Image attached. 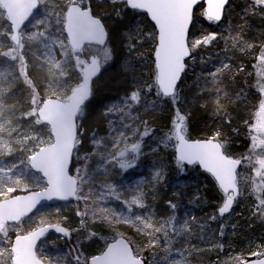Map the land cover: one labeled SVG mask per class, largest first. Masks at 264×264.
Masks as SVG:
<instances>
[{
    "label": "trees",
    "instance_id": "1",
    "mask_svg": "<svg viewBox=\"0 0 264 264\" xmlns=\"http://www.w3.org/2000/svg\"><path fill=\"white\" fill-rule=\"evenodd\" d=\"M252 3L232 0L223 20L215 23L202 15L203 7L197 9L189 39L207 34L216 39L192 52L173 101L140 84L154 80L157 43L152 33L157 30L148 16L117 18L113 12L118 5L91 0L94 16L107 28L112 59L102 66L78 120L72 174L79 181V202L44 206L19 225L2 227L0 264H13L12 245L18 235L55 224L65 227L73 240L69 244L53 234L45 237L37 248L45 264H83L81 259L102 254L120 237L131 241L146 264H236L237 257L245 262L262 258L246 249L250 242L264 243V219L258 218L257 196L245 189L250 169L239 156L249 149L247 129L256 108L250 68L264 40V23ZM73 4L75 0H40L18 47L0 6V203L46 188L30 167L33 155L24 150V133L45 131L52 136L39 120L42 104L47 99L67 101L83 82L77 57H84L89 46L74 52L64 30ZM133 42V51L127 53L124 45ZM224 61L243 67L223 71ZM133 90L140 91L138 101L131 100ZM174 109L185 116L189 139L206 140L219 131V140L232 149L224 143L225 153L242 161L241 195L229 214L219 215L222 200L210 175L198 166L183 165L181 170L175 164V140L168 139ZM132 143H139L140 150L133 164L122 169L120 162L126 161L119 153L131 150ZM146 223L152 228H145Z\"/></svg>",
    "mask_w": 264,
    "mask_h": 264
},
{
    "label": "snow or ice",
    "instance_id": "2",
    "mask_svg": "<svg viewBox=\"0 0 264 264\" xmlns=\"http://www.w3.org/2000/svg\"><path fill=\"white\" fill-rule=\"evenodd\" d=\"M109 2L114 6L118 5L113 12V15L117 18L126 19L129 16L143 13L153 22L152 26L158 30L152 33V40L157 43V48L154 52V80L141 81L140 84L149 92L155 90L157 96L171 97L173 101H176L179 95L176 90L177 84L187 67L185 59L190 57L191 53L199 46L209 45L216 39L214 34L201 35L199 37L193 35L191 39L188 37L193 11L200 0H109ZM75 3L77 6L73 9L74 17L72 22L75 34L71 42L72 48L79 51L81 45L87 43L89 47L85 52L92 58L90 62L83 60L84 63L81 66L83 82L80 85L78 96L73 98L72 104L66 106V111H75L79 105L89 100L91 95L90 82L101 68V60L93 52V47L105 45L106 36L108 35L102 19L97 18L92 13L91 0H75ZM227 3L228 0H207V8L202 15L210 22H219ZM251 7H259L264 12V0H253ZM135 43H126L124 45L125 51L131 53ZM249 47L251 46L249 45ZM101 53L104 62L112 59V53L106 47L101 50ZM258 61L259 63L256 66L260 70L259 75L264 78V48L259 51ZM123 67L124 65L121 64L122 69ZM261 91L264 92V87H261ZM139 98L140 91L133 90L131 92V100L138 101ZM173 112L175 122L171 125V135L168 139L175 140V151L177 153L175 164L181 170L184 164H198L203 171L214 177L215 181L218 182L217 191L222 200V206L219 207V215L223 216L231 210L234 202L241 195L238 190L235 171L240 161L239 159L230 158L229 155L222 151L225 145L219 140V131L209 139L189 142L185 135V116L175 109ZM258 112L257 120L264 123V100H261ZM148 134L149 130L146 127L143 135L147 136ZM251 139L255 140V135ZM261 143H264V140H261ZM130 149L131 152L137 153L140 150V144L132 143ZM124 155V151L119 153L121 157ZM249 156L252 157V161L249 164L253 166V160L255 161L256 156L264 157V154L257 153L253 157L252 153H250ZM130 166V162H120L122 169ZM58 181L61 188L71 194L74 182L70 181L62 172L58 174ZM253 190L264 194V183L257 184ZM257 199L259 201L256 205V209L259 212L258 218L264 219V195L257 196ZM132 203L143 207L138 200H133ZM171 207L175 208V205L173 204ZM212 218L216 219L215 216ZM145 228H152V225L146 223ZM60 231H63V229H60ZM160 231L161 228L153 229V232ZM148 235H152V233H148ZM130 243L131 241H126L124 238H118L115 242L109 244L107 250L102 254L94 255L90 260L85 258L83 264H146L143 257L140 256L139 250L134 253ZM149 244L151 245V241H149ZM252 254L262 257L254 261V264H264V251ZM236 264H245V261L237 257Z\"/></svg>",
    "mask_w": 264,
    "mask_h": 264
},
{
    "label": "water",
    "instance_id": "3",
    "mask_svg": "<svg viewBox=\"0 0 264 264\" xmlns=\"http://www.w3.org/2000/svg\"><path fill=\"white\" fill-rule=\"evenodd\" d=\"M230 1L231 0H228V3L225 5L222 18L219 22L223 20L225 11L229 6ZM201 4L205 5V10H206L207 0H200V2L196 5V8L193 11L192 22L189 26L188 37L190 35V30L194 21L195 11L198 8V6ZM0 6L4 10L6 17L11 25L12 43L15 46H20L21 33L28 24V22L38 11L40 7V0H0ZM76 6L77 4H73L72 6H70L66 15L64 30L70 48L74 52H82L86 47H88L87 43L82 44L79 51L74 50L71 44L73 35L75 34V28L72 21L74 17L73 9ZM151 23L153 24V22ZM106 32L108 33L107 28H106ZM108 40H109V34L106 36L105 45L94 46V47L103 49L107 47ZM191 56L185 59L186 65H187V61L191 58ZM102 72H103V68L101 67L99 73L95 77H93L90 82L91 95L89 100H86L82 105H79L77 110L66 111L65 109L66 106L73 103V98L75 96H78L80 87L76 88L72 92V94L70 95L67 101H61L58 99H47L42 104L38 112L39 120L41 121L42 124L47 125L50 128L54 142L50 146L41 148L37 153H35L30 158V167L35 173L39 174L42 177V179L46 183V188L38 191H31L22 195H16L3 200L0 203V229L5 225H19L24 219L30 217L37 210H39L44 206H56L61 203L79 202V197H78L79 181L72 174L73 158L75 155V150L78 140V120L81 111L90 102L93 95V86L97 81V79L102 74ZM183 76L184 74H182L181 79L177 84V89L183 79ZM166 98H171V97H166ZM186 139H188L189 142L197 141V140H191L187 136ZM222 151L225 152L224 148L222 149ZM184 165L187 167L198 166L200 170L203 171L202 167L198 164L196 165L184 164ZM241 168H242V161H240L239 166H237L235 169L237 174V182H238V173L241 170ZM60 172H62L65 176H67L70 179V181L74 182L73 191L71 192V194L65 192L61 188L60 183L58 181V174ZM207 174L211 176V174L209 173ZM212 178L214 179V177ZM216 183L218 185V182ZM234 206H235V202L231 210L225 213L224 215L229 214L234 208ZM60 229H63V231H60ZM50 234L56 235L62 239L67 240L69 244L72 243L73 237L70 234V232L65 227L57 224L47 225L38 228L25 235H18L15 238L12 245V252L14 256L13 264H45L38 257L37 248L39 244L44 240V238ZM120 238H124V237H120ZM124 239L128 241L126 238ZM130 247L132 248L131 244ZM256 260L258 259L245 262V264H254V261Z\"/></svg>",
    "mask_w": 264,
    "mask_h": 264
},
{
    "label": "rangeland",
    "instance_id": "4",
    "mask_svg": "<svg viewBox=\"0 0 264 264\" xmlns=\"http://www.w3.org/2000/svg\"><path fill=\"white\" fill-rule=\"evenodd\" d=\"M243 1H245V0H243ZM251 1H253V0H251ZM257 8H258L257 16H259L260 22L262 20V22L264 23V18L262 17L264 15V12H262L259 7H257ZM10 37H11V35H10ZM16 47H18V46H16ZM262 48H264V40H263ZM101 50H93V52H95L97 55V58L101 60V67L106 66V65L108 66L110 60L107 62L103 61V56H102ZM85 54L86 55L84 57H83V54H81L77 57L79 68H81L82 64L84 63L83 60L90 62V60L92 58L90 55L87 54V52ZM257 55H259V52ZM258 63H259V61H258V57H257L256 60L251 64V68H250V71L253 72V84H252L253 92L256 91L255 84L257 81V89H258L260 94H255L256 108H254V118H253V122L251 123V128L247 129V133H250L251 137L253 135H255V140L250 138L249 149L247 151L241 152L239 150L240 151L239 156H242L243 159H245V161H246L245 163H243V165L246 166L247 170L250 169L247 173V176L245 175V179H247V180H245V189L250 193H254V196L264 195V194H261V193L253 190L257 184L264 183V157L256 156L255 161L253 160L254 165L252 166V164H249V162L252 161V157L249 156L250 153H252L253 157H255V155L257 153L264 154V143H261V140H264V123H261L260 121L257 120V116L259 115V112H258L259 111V104H260L261 100H264V92L261 91V87H264V78H261L259 75L260 70L256 66ZM225 65H226V67H224ZM236 67H243V64L241 62H237L235 65H233L232 63H229L226 61L223 62V71H227V72L232 71ZM251 129L253 132L251 131ZM24 135H25L24 140H23L24 141V150L27 152L28 156L34 155L41 148L46 147V146H50L54 142L53 136H50L45 131L32 130L31 132H25ZM223 143L226 144V142H223ZM230 150H232V149L230 148ZM136 155H137V153H133V152H131V150H129V151L125 152V155L123 157H121V159L126 161V162H130V164L132 165L133 161H134L133 159ZM237 184L239 185L238 182H237ZM256 211H258V210L256 209ZM139 218L143 220L142 216H139ZM19 231L20 230H18V232ZM208 235H209V232H208ZM7 241H8V239H7ZM246 249L249 251L250 256H256V255H253L252 253L264 251V243H262L260 241H253V242H250L248 244ZM256 257H260V256H256ZM75 260L82 262L84 259H81L82 260L81 261L79 258H75Z\"/></svg>",
    "mask_w": 264,
    "mask_h": 264
},
{
    "label": "flooded vegetation",
    "instance_id": "5",
    "mask_svg": "<svg viewBox=\"0 0 264 264\" xmlns=\"http://www.w3.org/2000/svg\"><path fill=\"white\" fill-rule=\"evenodd\" d=\"M231 1H232V0H231ZM231 1H230V3H231ZM230 3H229V5H230ZM199 7H203V9H204V11H205V5H204V4L199 5L198 8H199ZM198 8H197V9H198ZM227 8H228V7H227ZM197 9H196V11H197ZM196 11H195V12H196ZM226 11H227V9H226ZM226 11H225V12H226ZM224 15H225V14H224ZM262 44H263V43H262ZM261 48H262V46H261ZM257 57H258V55H256L255 58H257ZM255 87H256V91H254V93H255V94H260L259 91H258V89H257V81H256V84H255Z\"/></svg>",
    "mask_w": 264,
    "mask_h": 264
}]
</instances>
